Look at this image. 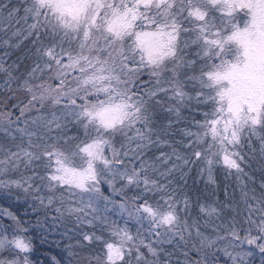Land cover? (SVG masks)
I'll list each match as a JSON object with an SVG mask.
<instances>
[{"label":"snow or ice","instance_id":"snow-or-ice-1","mask_svg":"<svg viewBox=\"0 0 264 264\" xmlns=\"http://www.w3.org/2000/svg\"><path fill=\"white\" fill-rule=\"evenodd\" d=\"M0 201V264H264V0H0Z\"/></svg>","mask_w":264,"mask_h":264},{"label":"trees","instance_id":"trees-1","mask_svg":"<svg viewBox=\"0 0 264 264\" xmlns=\"http://www.w3.org/2000/svg\"><path fill=\"white\" fill-rule=\"evenodd\" d=\"M0 205H3V206H5V207H7L8 205H7V202H4V201H0ZM14 210V209H13Z\"/></svg>","mask_w":264,"mask_h":264}]
</instances>
